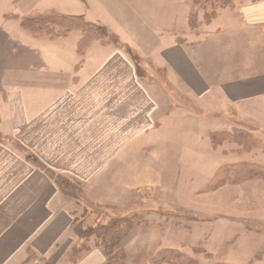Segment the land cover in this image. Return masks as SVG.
I'll return each mask as SVG.
<instances>
[{"label": "crops", "instance_id": "crops-1", "mask_svg": "<svg viewBox=\"0 0 264 264\" xmlns=\"http://www.w3.org/2000/svg\"><path fill=\"white\" fill-rule=\"evenodd\" d=\"M189 1L57 0L44 11L82 16L122 45L94 41L83 54L82 33L74 42L67 39L75 31L36 38L3 15L19 24L0 25V133L9 140L0 145V264H97L91 259L97 253L68 261L81 198L85 206H111L126 216L138 213L149 192L164 194L174 207L178 184L188 190L195 175L201 187L208 186L204 175H213L214 187L224 168L237 165H220L226 152L219 148L230 141L240 146L234 135L245 130L208 123L217 107L237 108L236 124L253 127L248 152L257 149L264 138V0H237L228 32L215 26L223 9L198 35L189 24ZM125 46L141 59L144 75H158L148 87ZM218 133L233 136L214 147ZM16 143L76 185L77 194L26 161ZM260 160L243 164L264 168ZM260 180L214 190L253 185L264 192ZM184 208L191 210L188 202ZM263 208L252 202L248 215Z\"/></svg>", "mask_w": 264, "mask_h": 264}, {"label": "rangeland", "instance_id": "rangeland-1", "mask_svg": "<svg viewBox=\"0 0 264 264\" xmlns=\"http://www.w3.org/2000/svg\"><path fill=\"white\" fill-rule=\"evenodd\" d=\"M56 1L0 0V25L4 27L19 24L14 21L15 19H11L14 16L29 15L31 12L40 13L55 5ZM226 1L229 4L225 5L229 7L224 8L227 10L223 12L222 19L215 26L218 25L228 32L234 24V19L230 16L234 14L231 11L237 0ZM78 2L82 3V0ZM186 3L191 6L190 16L191 14L197 16L195 17L197 18L196 29L191 27L194 35L201 32V29L197 30L200 25H206L204 22H207V19L214 17L213 14H219L220 4L223 5L219 0H191ZM207 14L210 16L207 17ZM3 15H8L11 19H4ZM78 38H81V32L75 31L67 40L74 42ZM125 52L127 53L126 50ZM139 64L136 67L140 79L148 87L151 83L150 76L157 77L158 75L155 73L144 75L140 67L142 62ZM161 77L165 78L164 75ZM236 112V107L229 109L217 107V114H209L207 117L208 123H220L217 127L235 125L240 129H245L242 137H239L238 133L235 139L233 138L240 146L230 141L219 148V154L222 150L226 152L220 155L219 164L241 166L243 163L251 164L262 161L260 159L264 157L263 135L259 137H262V140H258L257 149L250 153L253 148L251 144L253 137L251 139L250 135L251 132L253 133V127L244 128L236 124ZM15 145L20 148L17 143ZM196 148V144L190 147L191 151ZM232 149L237 151H230ZM145 161L151 162V156L146 157ZM219 164L216 162V165ZM242 175L239 168L233 175H229V179L240 182L243 180ZM192 179L193 186L186 191H183L181 184H178L177 192L172 194L176 196V198L172 197L174 207L166 204L164 194L149 192L145 194L147 200L145 205L138 209V213L131 210V213L126 216L111 206H103L94 202L85 206V203L89 201L81 198L82 219L81 223L77 222L75 225L74 252L68 261L84 260L88 254L97 253V257L91 258L92 260L97 259V264H111V262L117 264L115 258L122 251L124 261L119 264H173L169 261L160 262L159 254L163 250H177L185 257L172 258L176 260V264H264V208L254 209L253 213L248 215L251 212L252 202L264 205V192L259 189L253 190V185L248 186L252 188L251 191L245 188L236 190L228 187L224 191L216 192L214 189L218 188L211 187V182L214 183L213 175H204V180L208 181L207 187H201L197 183L198 176L195 175ZM260 181L254 182L255 185ZM74 188L77 192L78 187L74 185ZM185 202H188L191 210L184 208ZM115 225H118L120 233L113 246L109 244L106 237H103V232L99 229ZM249 232L255 233L249 234ZM112 235V233L106 234V236Z\"/></svg>", "mask_w": 264, "mask_h": 264}, {"label": "trees", "instance_id": "trees-1", "mask_svg": "<svg viewBox=\"0 0 264 264\" xmlns=\"http://www.w3.org/2000/svg\"><path fill=\"white\" fill-rule=\"evenodd\" d=\"M219 2H222L221 10L224 8H227L225 4L226 0H219ZM229 7V6H228ZM211 16V19H207V23L211 22L217 14H213ZM210 16L207 14V17ZM197 17L196 14H191L190 19H189V24L190 27L193 29H196V23H197ZM213 17V18H212ZM13 19H16L19 21L21 27L28 31L30 34H32L34 37L39 38V37H48L50 39H57L60 37L67 36L69 33L73 31H80L82 33V38L79 42L78 45V52L79 54H83L85 50L89 47V45L94 42V41H108L116 45L117 47H121V42L119 38L115 35L110 33L105 27L91 23L87 21L84 17L82 16H73V15H63L60 14L54 10L46 11L44 13H38V14H30L26 16H14ZM124 50L127 51L128 55L130 58H132V61L136 66L137 64L141 63V59L137 56V54L134 52L133 49H131L129 46L123 47ZM140 65V64H139ZM239 133V137H242L243 134L245 133L244 131H237L234 136H236ZM232 134H214L212 136V142L214 147H219L221 143L228 137H232ZM223 137V138H222ZM222 138V139H221ZM9 140L3 137L0 133V145H4L8 142ZM17 145L24 151V156L25 160L28 161L29 163L33 164L36 166L38 169L45 171L50 177L55 178L57 182L61 183V187H64L67 191L75 192L77 194L74 184H70L67 181H61L59 177H57L54 172L49 170L41 161L40 159L31 153L30 151L26 150L21 146L20 144L17 143ZM240 168V171L243 173L242 177L243 180H251V179H261L264 180V168L258 165H246L242 164L241 166L234 165L230 167L224 168V170L221 171L219 174V178L217 179L215 185L213 188H219L224 186L225 184L232 182L233 180L230 178L229 175H233L235 172H237ZM77 189V188H76ZM79 191V188H78ZM79 195V192H78ZM100 232H103V237H106V240H108L109 244L115 246L114 244L118 240L119 236V227L118 225L115 226H110V227H102L99 229ZM107 233H112V236H106ZM122 251L117 254V257L115 258L117 261V264L123 263L124 261V255ZM174 257H177V259H182L184 258V254L177 250H163L159 254V261L160 262H165L169 261L173 264H176V260L172 259ZM162 260V261H161ZM110 264V263H108ZM111 264H114L111 262Z\"/></svg>", "mask_w": 264, "mask_h": 264}]
</instances>
